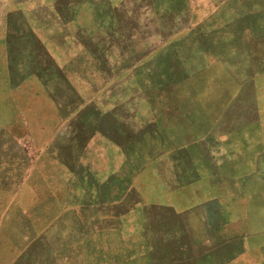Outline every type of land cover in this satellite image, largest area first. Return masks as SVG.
Returning a JSON list of instances; mask_svg holds the SVG:
<instances>
[{
  "label": "rangeland",
  "instance_id": "rangeland-1",
  "mask_svg": "<svg viewBox=\"0 0 264 264\" xmlns=\"http://www.w3.org/2000/svg\"><path fill=\"white\" fill-rule=\"evenodd\" d=\"M0 230L47 264H264V0H0Z\"/></svg>",
  "mask_w": 264,
  "mask_h": 264
},
{
  "label": "crops",
  "instance_id": "crops-1",
  "mask_svg": "<svg viewBox=\"0 0 264 264\" xmlns=\"http://www.w3.org/2000/svg\"><path fill=\"white\" fill-rule=\"evenodd\" d=\"M256 74L259 73L248 72L247 77L253 80L257 78ZM12 204L13 201H7L3 205L7 206ZM7 233L6 231L0 230V237H7ZM10 236L9 233L8 237ZM262 247L258 252L264 253V246ZM44 254V249L36 251L29 244L23 246L9 242L7 245H0V264H47Z\"/></svg>",
  "mask_w": 264,
  "mask_h": 264
},
{
  "label": "trees",
  "instance_id": "trees-1",
  "mask_svg": "<svg viewBox=\"0 0 264 264\" xmlns=\"http://www.w3.org/2000/svg\"><path fill=\"white\" fill-rule=\"evenodd\" d=\"M250 34H251V33H250ZM237 39H238V37H236V36L233 35V37H230V38L227 40V42H229V43H232V42H233L234 44H236V40H237ZM242 46H243V45L238 44V45H237V48L240 49V48H242Z\"/></svg>",
  "mask_w": 264,
  "mask_h": 264
}]
</instances>
